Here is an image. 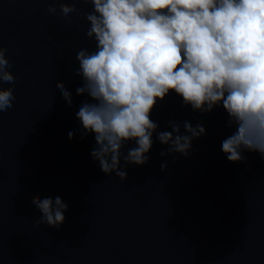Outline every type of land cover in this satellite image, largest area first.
I'll return each mask as SVG.
<instances>
[{
    "label": "water",
    "instance_id": "water-1",
    "mask_svg": "<svg viewBox=\"0 0 264 264\" xmlns=\"http://www.w3.org/2000/svg\"><path fill=\"white\" fill-rule=\"evenodd\" d=\"M59 3L0 0V44L16 77L13 107L0 114V264H264V159L247 151L242 162L226 159L221 142L232 130L222 107L201 114L170 94L151 119L158 131H170L168 121L181 131L183 121L202 124L206 134L188 156L161 157L167 146L154 134L146 165L121 160L123 183L101 171L90 154L94 136L82 138L75 116L90 98L76 94L74 50L95 44L86 19L71 14L69 24ZM36 196L68 205L59 229L36 227Z\"/></svg>",
    "mask_w": 264,
    "mask_h": 264
},
{
    "label": "clouds",
    "instance_id": "clouds-1",
    "mask_svg": "<svg viewBox=\"0 0 264 264\" xmlns=\"http://www.w3.org/2000/svg\"><path fill=\"white\" fill-rule=\"evenodd\" d=\"M79 2L93 10L82 11ZM47 12L57 14V8ZM71 14L86 19V37L95 44L74 50V75L82 79L76 94L90 98L75 116L82 138L94 136L90 154L104 174L123 183L121 160L125 167L146 165L154 134L167 146L161 157L188 156L193 140L206 134L202 124L183 121L181 131V122L168 121L170 131H158L151 119L170 94L201 114L223 108L232 131L221 149L230 163L242 162L245 151L264 159V0H60L59 15L69 24ZM7 51L0 44V114L15 100ZM55 87L71 107L65 84ZM73 136L70 131L69 140ZM129 142L135 146L125 153ZM31 203L41 213L36 227L63 225L68 205L60 196H36Z\"/></svg>",
    "mask_w": 264,
    "mask_h": 264
}]
</instances>
